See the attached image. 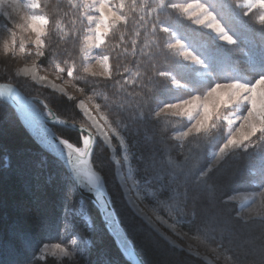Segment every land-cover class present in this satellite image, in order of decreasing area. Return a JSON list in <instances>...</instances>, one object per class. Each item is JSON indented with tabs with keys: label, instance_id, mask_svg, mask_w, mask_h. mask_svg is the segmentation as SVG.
<instances>
[{
	"label": "snow or ice",
	"instance_id": "1",
	"mask_svg": "<svg viewBox=\"0 0 264 264\" xmlns=\"http://www.w3.org/2000/svg\"><path fill=\"white\" fill-rule=\"evenodd\" d=\"M0 30L6 55L32 59L15 76L75 101L39 75L47 61L57 79L66 75L65 83L79 81L83 87L73 86L91 93L72 106L86 123L60 120L40 101L45 124L76 130L70 142L45 127L44 150L67 173L56 189L63 214L53 211V194L33 178L27 162L18 166L26 197L11 204L0 191V214L11 208L24 225L14 227L13 235L31 250L25 264H48L49 258L80 264L95 246L93 210L128 264H147L138 251L145 233L154 237V248L199 256L191 244L177 243L189 239L186 223L215 244L210 251L226 252L230 264H264V233L258 248L231 251L240 229L257 219L264 225V0H0ZM54 36L65 47L53 43ZM69 41L79 44V64ZM128 57L131 66H123ZM242 59L245 74L236 67ZM101 82H114L119 101L96 90ZM13 91L0 85V96L11 99ZM94 145L117 154L115 193L93 163ZM241 157L259 161L252 175L235 170ZM243 180L261 189L259 205L235 187ZM239 201L250 206L237 207ZM53 227L62 233L60 243L44 240Z\"/></svg>",
	"mask_w": 264,
	"mask_h": 264
},
{
	"label": "trees",
	"instance_id": "2",
	"mask_svg": "<svg viewBox=\"0 0 264 264\" xmlns=\"http://www.w3.org/2000/svg\"><path fill=\"white\" fill-rule=\"evenodd\" d=\"M210 40V37L205 36L202 42L207 43ZM57 42L60 44L61 48L65 47L64 42L58 41V37L54 36L53 43ZM254 44L257 48L259 47L260 41L258 37L255 38ZM68 46L73 49V55L79 64V44L73 45L72 42L69 41ZM245 51H247V48ZM238 55L241 54L238 53ZM23 58L26 61H32V59L25 58L24 56ZM41 59L43 60V58ZM131 59L133 58H122L121 64L123 66H131ZM37 63L40 64L41 61H37ZM41 67L44 70L55 74L54 70L49 67L47 61H44ZM236 67L241 74L246 73L247 65L243 59ZM225 74L231 75V73ZM62 80L68 81V77L64 75ZM0 81L11 82L18 86L27 95L42 98L60 118L70 122L75 119L77 123H86L81 115H75L72 111V106L78 101L77 96H75L77 98L75 101H70L67 99L66 95L49 87H43L40 84L33 82L29 77H17L12 71L0 73ZM68 83L72 86L74 83L79 84L80 87L84 86L79 81ZM74 88L77 89L76 87ZM96 90L107 94L110 100L119 101L120 94L117 92L114 82H109L107 86L101 82L98 84ZM82 94L87 97L91 93L86 91ZM96 102L102 101L97 99ZM40 108L44 111L42 106H40ZM75 113H79V109H75ZM51 127L58 136L69 139L70 142L75 139V129L60 125H51ZM24 162H27L29 165L33 178L38 177L39 182L47 185L50 192L53 194V211L56 214H63V204L56 195V189L63 183V179L67 175L64 166L36 142L19 118L14 106L9 102L0 99V191H3L8 196L11 204L21 201V198H24L27 195L25 193V178H21L18 173V166ZM93 163L98 167L103 168L108 179V186L113 193H115L117 179L114 176L115 165L112 160L111 150L107 147L97 148L95 146ZM131 166L135 169V160L131 162ZM258 166V160L250 159L249 157H241L236 161L235 170L241 176L247 177L252 175ZM134 178L138 179L135 175ZM235 187L239 192L260 190L256 183L249 180H243L235 185ZM237 207H239V203L237 204ZM208 214H212L211 208L208 209ZM93 216L97 229L93 237L95 246L85 254V257L81 258L80 264H128L124 257L120 255L116 242L103 230V223L95 210H93ZM165 218L167 219V217ZM17 220V214L11 208L0 214V264H25L26 259L31 255V250L26 249L13 235L14 227L24 226L23 223L18 224ZM183 231L188 232L189 237L198 238L209 246L215 247V244L210 240H207L204 237H197L194 231L189 230L187 223L185 224ZM262 233H264V225L260 223L259 219H257L252 225L240 229L232 238V253L238 254L236 246H239L241 251L245 246L248 248H258ZM61 235L62 233L60 230L53 227L49 232L45 233L44 240L47 243H60ZM216 238L219 240L218 234ZM68 239H71V236L64 237V240ZM140 239L141 244L138 247V251L142 259L147 261V264H174L176 260H180L182 264H209L201 257L179 253L175 250L168 249L164 245L154 248L152 246L154 237L149 236L147 233L143 234ZM225 247L227 248V244ZM218 252L227 256V253L224 251ZM48 264H53L52 258H49Z\"/></svg>",
	"mask_w": 264,
	"mask_h": 264
},
{
	"label": "rangeland",
	"instance_id": "3",
	"mask_svg": "<svg viewBox=\"0 0 264 264\" xmlns=\"http://www.w3.org/2000/svg\"><path fill=\"white\" fill-rule=\"evenodd\" d=\"M4 38H6V34H4L2 30H0V40ZM31 63L32 61H26L23 58V55H17L15 57L11 56V54L6 55L2 47H0V73L10 72V71L14 73L16 69L23 67L25 64L30 65ZM95 70L99 71L100 69L99 67H97ZM39 75H47L50 81H54L57 85L63 86L66 89L67 94L72 95V96H77L78 100L86 99V97L82 93H80L77 89H75L70 83H65L64 80L57 79L56 74H53L47 70H44L41 67L39 70ZM113 143L115 144L116 142L113 141ZM114 155H117V154H114L111 151V156L113 157ZM240 193L243 195L252 197L253 200H255L257 205H259L262 199L260 195L261 189L258 191H246V192H240ZM238 203H239V207L241 204H243L245 206V210L248 206H250V202L248 201H239ZM159 227L161 228V231H166L165 225L161 224L159 225ZM177 243H182L185 247L191 244L193 252H198L200 254L198 257H201L209 264H230V261L226 259V256L220 254L218 251L215 253L210 251L209 249L212 247L198 238L189 237V239H186L184 241L177 240Z\"/></svg>",
	"mask_w": 264,
	"mask_h": 264
},
{
	"label": "water",
	"instance_id": "4",
	"mask_svg": "<svg viewBox=\"0 0 264 264\" xmlns=\"http://www.w3.org/2000/svg\"><path fill=\"white\" fill-rule=\"evenodd\" d=\"M0 85H10L14 89L13 93L11 94L12 96L11 99L4 96H0V99L9 102L14 106L19 118L21 119L27 130L30 132L32 137L43 149H44L43 140L46 136L45 127H47L52 133H55V135L58 136V134L52 129L51 125L67 126L65 124H60L59 122L54 123L51 120H49L47 124H45L44 120L40 116V113L43 112L40 108V106H42V104L40 103V101L43 100L42 98L38 97L39 99H37V96L27 95L18 86H16L11 82L0 81ZM17 97H19L20 99L18 100ZM52 111L55 113L56 116H58L54 110ZM26 117L31 119L32 121L31 125H29L26 122ZM60 120H65V119L60 118ZM94 149H95V145H94ZM93 155H94V151H93ZM92 160H93V156H92Z\"/></svg>",
	"mask_w": 264,
	"mask_h": 264
}]
</instances>
